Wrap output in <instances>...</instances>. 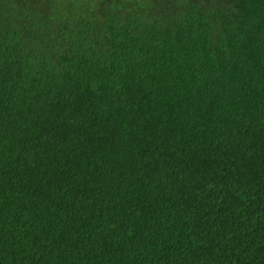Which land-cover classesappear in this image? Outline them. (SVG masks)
<instances>
[{"label":"trees","instance_id":"1","mask_svg":"<svg viewBox=\"0 0 264 264\" xmlns=\"http://www.w3.org/2000/svg\"><path fill=\"white\" fill-rule=\"evenodd\" d=\"M0 264H264V0H0Z\"/></svg>","mask_w":264,"mask_h":264},{"label":"rangeland","instance_id":"2","mask_svg":"<svg viewBox=\"0 0 264 264\" xmlns=\"http://www.w3.org/2000/svg\"><path fill=\"white\" fill-rule=\"evenodd\" d=\"M212 0H202L203 3H211Z\"/></svg>","mask_w":264,"mask_h":264}]
</instances>
